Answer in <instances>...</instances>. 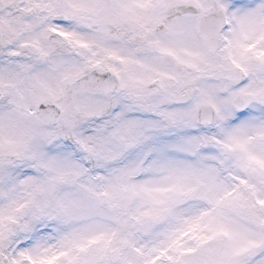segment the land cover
<instances>
[{"label":"snow or ice","instance_id":"obj_1","mask_svg":"<svg viewBox=\"0 0 264 264\" xmlns=\"http://www.w3.org/2000/svg\"><path fill=\"white\" fill-rule=\"evenodd\" d=\"M0 264H264V0H0Z\"/></svg>","mask_w":264,"mask_h":264}]
</instances>
